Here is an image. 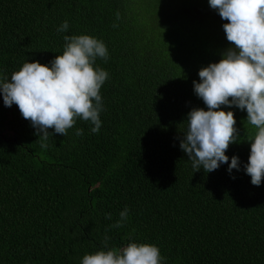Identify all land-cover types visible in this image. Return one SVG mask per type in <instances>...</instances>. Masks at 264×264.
<instances>
[{"label":"trees","instance_id":"1","mask_svg":"<svg viewBox=\"0 0 264 264\" xmlns=\"http://www.w3.org/2000/svg\"><path fill=\"white\" fill-rule=\"evenodd\" d=\"M218 20L208 0H0V80L26 62L50 67L65 36L108 51L94 63L108 73L98 133L77 118L41 140L0 94V264H82L129 243L158 247L161 264H264V180L245 171L257 131L246 110L218 109L236 120L228 164L197 171L180 148L188 113L208 110L193 81L234 47Z\"/></svg>","mask_w":264,"mask_h":264},{"label":"clouds","instance_id":"2","mask_svg":"<svg viewBox=\"0 0 264 264\" xmlns=\"http://www.w3.org/2000/svg\"><path fill=\"white\" fill-rule=\"evenodd\" d=\"M208 2L228 21L223 30L234 47L228 48L218 63L199 71V83L193 81L195 94L208 110L193 109L188 113V129L180 148L197 171L203 169L211 173L221 164H228L229 157L225 153L238 138L236 120L232 111L218 109L223 105L246 110L247 122L257 131L251 141L245 171L252 185L260 186L264 180V0ZM67 29L65 21L58 31ZM64 40L63 54L57 55L50 67L26 62L11 75L10 81L6 77L0 80L5 107L17 105L22 117L38 130L35 135L41 140L52 135L49 129L66 135L77 118L94 125L91 128L94 134L101 127L100 90L108 73L94 68V63L97 58L108 59L107 48L103 41L89 35L65 36ZM82 134L83 129L77 130V136ZM239 163V158L233 156L229 173L233 169L239 171ZM127 217L125 208L112 227H122ZM82 264H161V256L154 245L129 243L122 250H101L85 255Z\"/></svg>","mask_w":264,"mask_h":264},{"label":"rangeland","instance_id":"3","mask_svg":"<svg viewBox=\"0 0 264 264\" xmlns=\"http://www.w3.org/2000/svg\"><path fill=\"white\" fill-rule=\"evenodd\" d=\"M226 23H228V21H226V20H218V21H216V24H217L218 29H219L220 31L223 30V25L226 24Z\"/></svg>","mask_w":264,"mask_h":264}]
</instances>
